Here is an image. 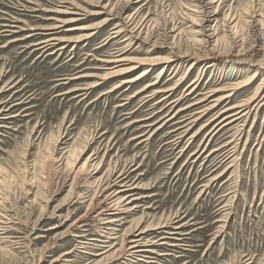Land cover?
Listing matches in <instances>:
<instances>
[{
	"label": "rangeland",
	"instance_id": "374dc122",
	"mask_svg": "<svg viewBox=\"0 0 264 264\" xmlns=\"http://www.w3.org/2000/svg\"><path fill=\"white\" fill-rule=\"evenodd\" d=\"M199 2L0 0V219L9 226L0 238V264H264V96L236 122L239 129L219 125L236 108L221 111L249 99L264 79V0ZM202 6L216 11L210 20ZM122 9L148 23L127 48L125 33L110 39L117 19L90 38L82 35L93 30L73 29L98 26ZM56 25L62 27L48 30ZM51 36L63 41L40 49ZM121 49L133 60L172 51L191 59L170 62L175 65L161 74L158 64L138 82L116 87L148 66L102 79ZM217 56L218 65L208 67ZM242 58L255 64L233 61ZM255 71V82L206 115L196 113ZM159 74V83L139 94ZM196 80L200 87L188 95ZM169 88L168 96L155 94ZM215 89L222 90L205 106L178 112ZM194 114L199 119L188 124ZM93 153V165L80 172ZM99 164L103 169L94 174ZM122 173L123 185L137 186V199L118 217L120 230H111L95 216L91 196L101 176L114 183ZM84 215L87 232L73 226ZM145 227L150 231L142 237L154 253L122 257L126 234L135 237ZM100 234L106 242L93 240ZM111 245L115 252L98 256Z\"/></svg>",
	"mask_w": 264,
	"mask_h": 264
},
{
	"label": "bare ground",
	"instance_id": "6f19581e",
	"mask_svg": "<svg viewBox=\"0 0 264 264\" xmlns=\"http://www.w3.org/2000/svg\"><path fill=\"white\" fill-rule=\"evenodd\" d=\"M195 2V1H194ZM202 2H203V0H202ZM202 2H201V0H200V4H202ZM213 2H214V0H213ZM204 3V2H203ZM207 3V2H206ZM205 3V4H206ZM198 6V5H197ZM206 6V5H205ZM202 16L204 17V20H205V18H206V20H210L212 17H213V15L212 14H215L216 13V11L215 12H213V11H209L210 10V8L209 9H204V7L202 6ZM77 11V10H76ZM120 11V10H119ZM124 9H122L120 12H114V13H110L109 14V16H108V18H106V19H104L102 22H100L99 24H98V26H93V27H87V26H77V27H74L73 29H80V30H93V31H88L89 33H86V34H84V35H82V38H90V37H92L93 35H95L100 29L99 28H102V27H105V26H107V24L109 23L108 21H111V20H115V19H117L119 22H117V24H116V26H114L113 28H112V32L110 33V39H115V38H118V37H120L122 34H124L125 33V36H124V40L122 41V42H124V41H128L129 42V44L125 47V48H127L130 44H131V42L133 41V39H135V38H138L139 39V37H141V33L143 32V30H144V28L146 27L147 28V26H148V23H145L146 22V19L145 20H143V21H138L136 18V16H123V15H125L124 14ZM63 12H65V11H63ZM74 12V11H73ZM78 12V11H77ZM78 14H80V13H78ZM196 16V15H195ZM125 19H127V21H125ZM192 19H193V17H192ZM72 20H74V19H72ZM77 20V19H76ZM189 20V19H188ZM199 20H201V19H199ZM202 21V20H201ZM121 22V23H120ZM192 22H194V19L192 20ZM62 23V22H61ZM64 23V22H63ZM232 23H234V20L232 21ZM145 24V25H144ZM236 24H237V22H236ZM60 27H62L61 25H56V26H52V28L51 29H48V30H55V29H58V28H60ZM143 27V28H142ZM151 27V26H150ZM232 27H233V25H232ZM142 28V29H141ZM70 29H72V28H70ZM99 29V30H98ZM141 29V30H140ZM60 30V29H59ZM98 30V31H97ZM196 31V30H195ZM54 32V31H53ZM37 33H39V32H37ZM55 33V32H54ZM54 33H49V34H54ZM127 33V34H126ZM255 35H257V34H255ZM123 36V35H122ZM146 38H147V36H146ZM145 38V39H146ZM142 39V38H141ZM144 39V40H145ZM78 40V39H77ZM80 40V39H79ZM147 40V39H146ZM60 41H63V40H61V39H59V38H57V37H53V36H51V37H48V38H46V39H44V40H42L40 43H38V45H40V49H48V48H51V47H53V45H55V44H57V42H60ZM256 42V41H255ZM121 43V42H120ZM253 47V46H252ZM64 47H60L59 49H63ZM175 48V47H174ZM173 48V49H174ZM172 49V50H173ZM124 51L123 49H121L120 51H119V54L117 55V57L116 58H114L113 60H111V61H109V62H114V65L112 66V67H110L109 69V72H107L106 74H105V76H103V77H101L102 79H105V78H107V77H110V76H115V75H121V74H128L129 72H131L132 70H134V69H138V68H140L141 67V64H144V63H146V64H148V66H146L142 71H140V72H138L137 74H135L134 76H131V77H129V78H125V79H123V80H121V82L116 86V87H119V86H122V85H124V84H131V83H135V82H138L139 80H141L142 78H144L145 76H147L151 71H153L154 70V66H156V65H158V64H164V66L163 67H161V71H160V74L161 73H165V72H167L168 70H169V68L172 66H174L175 64H172V65H169V63L171 62V63H173V62H179L178 60H184V62H187V60H190L191 59V57H190V55L189 54H178L177 52H175V51H172L171 52V54H169L168 56H163V57H154V58H147V59H140V60H133V59H127V58H123L122 57V52ZM252 51L254 52V51H256V50H253L252 49ZM188 52V51H187ZM252 56V55H251ZM237 58H239V57H237ZM235 59V58H234ZM219 60H220V57L219 56H217L216 57V59H215V62H212L211 64H209V66L208 67H213V66H217L218 65V63H219ZM229 60V59H228ZM234 62H239V63H243V64H249L251 67L255 64L254 63V60H248L247 58H242V59H238V60H233ZM140 64V65H139ZM196 64V63H195ZM261 64H264V62L263 63H261ZM260 64V67H263V65H261ZM194 65V62L193 63H191L190 65H189V67L187 68V70L185 71V73H184V75L181 77V79H185L186 78V73L188 72V69L190 70L191 68H192V66ZM160 74L157 76V80L155 81V82H153V83H151V84H148L146 87H144L142 90H140L139 91V94L140 93H142V92H144V91H146L147 89H149L150 87H152V86H156L158 83H159V79L158 78H160ZM257 75H258V71H255L254 73H252V75H250V77H248V78H246V80H244V81H241V82H239V83H236V84H234L233 85V87H230V88H226V89H224V91H225V93L226 94H224V95H221L220 97H218V98H212V99H210L212 96H214V94H216V92H218V91H221L222 89H215V90H210L209 92V95H206V96H204V97H201V98H203L202 100H199L198 102H195V103H193V104H191V105H189L188 107H185L184 109L182 108L181 110H179L178 112H180V111H186V110H189V109H193L192 107H196L197 105H202V103H204V102H206V101H208L209 99V101L208 102H213L214 101V103H212V104H210L209 106H205V104L204 105H202V106H205V108L202 110V111H198V112H196V113H199L200 115L201 114H205L206 115V113H208L209 112V110H211L212 108H214L215 106H217V104H219V102L222 100V99H224V98H229V97H232V96H234L235 94H236V91L239 89V88H242V87H245V86H247L248 84H250V83H253V82H255L256 81V79L258 78L257 77ZM180 79V80H181ZM180 80H179V83H180ZM199 82V80H196V81H194V82H192L193 84L190 86L191 88H192V86H194L190 91H189V93H188V95H193L194 93H195V91L200 87V86H198L197 85V83ZM98 83V82H97ZM177 84V83H176ZM181 84V83H180ZM189 84H191V83H189ZM182 85V84H181ZM95 86V85H94ZM175 86V85H174ZM90 87V86H89ZM189 87V86H188ZM87 88V87H86ZM262 89H263V91H264V79H263V81L262 82H260V85H259V87L257 88V91L256 92H254L255 94L253 95V96H251L249 99H247V100H245V101H243L242 103H240V104H238V105H235L234 107H229V108H227V109H224L223 111H221V113H223V112H227V110H229L230 108H236V110L234 111V112H232V113H230V114H228L227 116H225L222 120H221V122L219 123V125H222V127L221 128H224V127H226V126H230L232 129H239V123H236L237 121H240L241 119H243L245 116H247V114L249 113V112H251V109L252 108H250L251 107V104L252 103H254L256 100H258L261 96H264V95H262ZM174 90V89H173ZM189 90V89H188ZM168 91H172V89H170L169 88V90H162V91H155V94L156 93H159V92H167V96H168ZM186 91V90H185ZM173 92V91H172ZM86 94V93H85ZM153 94V93H152ZM151 95V94H150ZM166 96V95H165ZM173 96V95H172ZM146 97V96H145ZM149 97V96H148ZM164 97V96H163ZM162 97V98H163ZM169 98V97H168ZM168 98H166V99H162L163 101H167V99ZM172 98V97H171ZM170 98V99H171ZM181 98V97H180ZM183 98V97H182ZM161 99V98H160ZM150 100V99H149ZM153 100V99H152ZM143 101H144V99H143ZM148 101V100H147ZM171 101V100H170ZM180 101V100H179ZM261 101H263L262 102V104H264V98H263V100L261 99ZM169 102V101H168ZM177 101H174L173 100V102H169L167 105H169V107H171V106H173V104H175ZM207 102V103H208ZM206 103V104H207ZM260 102H258V104H259ZM159 104V103H158ZM166 104V103H165ZM255 104V103H254ZM196 105V106H195ZM254 106V105H253ZM201 107V106H200ZM163 108V107H162ZM198 108V107H197ZM196 109V108H195ZM195 109H193V110H195ZM202 109V108H201ZM174 111V110H173ZM192 110H190V112H191ZM175 112V111H174ZM177 112V113H178ZM187 112V111H186ZM173 113V112H172ZM176 113V114H177ZM183 113H185V112H183ZM193 113H194V111H193ZM195 113V114H196ZM189 114V113H188ZM195 114L194 115H192L191 116V118H187L186 119V121H188L189 123L188 124H192V123H194L196 120H198L199 118V116H197V117H195ZM166 115V114H165ZM170 115V114H169ZM177 115H179V113L177 114ZM176 115V116H177ZM180 115H181V113H180ZM204 115V116H205ZM168 116V115H167ZM166 116V117H167ZM203 116V115H202ZM169 117V116H168ZM176 117H175V115L174 116H172V117H170L169 119H168V121L167 122H169L170 120H173V119H175ZM180 118V117H179ZM194 118V119H193ZM201 118V117H200ZM217 118V117H216ZM177 119V118H176ZM185 119V118H184ZM190 119H193L192 121H191V123H190ZM141 120H143V119H141ZM145 120V119H144ZM214 120V119H213ZM180 122H185V121H182V119H181V121ZM219 122V121H218ZM165 123V122H164ZM179 123V122H178ZM188 124H186V126L188 125ZM154 124H151V125H148V126H153ZM217 125H218V123H217ZM218 125V126H219ZM181 126V127H180ZM179 126V129H182L183 127H185V125L184 126H182V125H180ZM143 127V126H142ZM160 128V127H159ZM178 128V127H177ZM176 128V129H177ZM219 128V127H218ZM147 129V128H146ZM191 129V128H190ZM189 129V130H190ZM215 129H216V127H215ZM215 129H213V131L215 130ZM183 131V130H182ZM184 131H186V130H184ZM173 132V131H172ZM189 132V131H188ZM198 132V131H197ZM210 132H212V131H210ZM150 133H151V131H150ZM181 133V132H180ZM148 134V133H147ZM147 134H145V136L147 135ZM150 135H153V134H150ZM210 135V134H209ZM178 137V136H177ZM93 138V137H92ZM181 138V137H180ZM185 138V137H184ZM191 139V138H190ZM189 139V140H190ZM144 140V139H143ZM179 142V141H178ZM189 142V141H188ZM177 143V142H176ZM73 154V153H72ZM96 154L97 153H93V155H89L88 156V158H87V160L84 162V164L79 168V171L80 172H83V169L86 167V166H89V167H91L93 164H92V162L95 160V158H96ZM75 155V154H74ZM78 159H79V157H78ZM76 162H78L77 160H76ZM75 162V163H76ZM91 165V166H90ZM102 169H103V167L99 164V165H97L96 166V169H94L95 170V173L94 174H100L101 173V171H102ZM126 172V171H125ZM113 174V173H112ZM110 175V174H109ZM125 174H123L122 173V175H117L118 176V178L114 181V183L113 182H109V180L108 181H106V180H104L105 178L104 177H100L99 179H98V182H99V184H98V186L96 187L97 189H96V192H95V194H93L92 196H91V200H92V202H93V205H92V207H93V210H95V211H97V213H96V217L97 218H99L100 220H102L103 222V224H104V226L106 227V228H108V229H111V230H120V226L119 227H117L116 225L118 224L117 222H119V221H121L122 219L121 218H118L119 216L121 217L123 214H125L126 212H129V210H127L128 208H129V206H130V204H132L137 198L135 197V192L134 191H136V188H137V186H135L134 184H132V185H127V184H125V185H123L124 183H125V181H126V179H127V175L126 176H124ZM80 176L81 175H76V177H75V185H77L78 183H79V181H80ZM129 176V175H128ZM93 177H95V175L93 176ZM110 177V176H109ZM91 178V177H90ZM107 178V177H106ZM86 181V180H85ZM86 183V182H85ZM89 184V183H88ZM118 184H122V185H120V187L122 186V189H120V190H117V188L115 187V186H117ZM93 185H94V183H90L89 184V186H91V187H93ZM138 185V184H137ZM126 186H130V187H126ZM119 187V186H118ZM111 188H116L115 190H113V192H108V190L109 189H111ZM119 189V188H118ZM123 191H128V192H130L129 194H128V196L129 197H127L126 195H125V197H122L120 194L123 192ZM108 192V193H107ZM125 193H127V192H125ZM122 194H124V193H122ZM127 197V198H126ZM128 206V207H127ZM138 209V208H137ZM92 211V210H91ZM30 212V211H29ZM131 212V211H130ZM33 214V213H32ZM55 214V213H54ZM0 215H2V216H5V214H3L2 212H1V210H0ZM114 215H115V217H114ZM87 217L88 216H80L79 218H77L76 219V221H74L73 222V226L75 227V228H84V227H86V226H88V223H87V221L89 220H87ZM2 219H3V217H2ZM11 219V218H10ZM98 220V219H97ZM170 220V219H169ZM7 222V221H6ZM6 222H4V221H2L1 219H0V238L3 236V235H5V234H7V231L9 230V226H8V224L6 223ZM117 223V224H116ZM3 224H5V225H3ZM81 224V225H80ZM122 224V223H121ZM79 225V226H78ZM123 225V224H122ZM165 225V224H164ZM172 225V224H171ZM78 226V227H77ZM158 227V226H157ZM141 228V227H140ZM140 228H139V233H137L136 235H135V237H129V235H131V234H133V233H131V232H129L128 234H126L127 236H126V238H125V240H124V244H125V246H124V249H125V247H126V252H124L121 256L122 257H125V256H131V257H138L139 255L140 256H147V255H144L147 251L149 252V251H151L152 253H154V251H152V250H150V248H147V247H149L148 246V243H146L144 240V237H142V234H146L147 232H148V230L150 231V229H147L146 227V229H143L142 228V230H140ZM76 231V230H75ZM83 231H85V232H87L88 230L86 229V228H84L83 229ZM107 232V231H106ZM165 233V232H164ZM163 233V234H164ZM167 233V232H166ZM176 233V232H175ZM98 235V234H97ZM96 235V236H97ZM103 234H100L98 237H93V240H95V241H102V242H106V241H104L103 240V236H102ZM105 235V234H104ZM111 235V234H110ZM75 236H79V237H83L84 238V236H86V234H75ZM146 236V235H145ZM171 236V235H170ZM111 238H115V237H113V236H110ZM92 238V237H91ZM130 238H131V240H130ZM146 238V237H145ZM163 239H167L168 237H162ZM93 240H91V241H93ZM158 241V240H157ZM160 241V240H159ZM164 242V241H163ZM88 243V242H87ZM90 243V242H89ZM108 244L110 243V242H107ZM113 243V242H112ZM151 243V242H150ZM166 243V242H165ZM80 244L82 245V248H86V246H83V245H86L85 244V240H80ZM77 245V244H76ZM127 245V246H126ZM166 245V244H165ZM90 246H93V245H90ZM80 247V246H79ZM89 247V246H88ZM103 247V246H102ZM106 247V246H105ZM115 247V245L113 246V245H111L110 246V248L108 249V250H104L103 252H100V253H98V256H100V255H104V254H107L108 252H111L112 250H113V248ZM122 247H123V245H122ZM154 248H155V245H154ZM89 249V248H88ZM115 249V248H114ZM159 250V249H158ZM116 251V249L113 251V252H115ZM122 252V251H121ZM150 252V253H151ZM68 252H66V253H64L62 256H64L65 254H67ZM70 253V252H69ZM148 254V253H147ZM108 255H110V253L109 254H107V255H105V257H102V259H104V258H107L108 257ZM113 255V254H112ZM149 255V254H148ZM152 255V254H151ZM166 255V254H165ZM166 256H168V253H167V255ZM114 257V256H113ZM142 258V257H141ZM153 258H154V256H153ZM113 259V258H112ZM138 259H140V258H138ZM143 259V258H142ZM58 260H60L59 258H57V259H55L54 260V262H57ZM115 260V259H114ZM154 260H155V258H154ZM109 261V260H108ZM141 261V260H140ZM151 261V260H150ZM155 263V262H154ZM152 264H153V262H152Z\"/></svg>",
	"mask_w": 264,
	"mask_h": 264
}]
</instances>
